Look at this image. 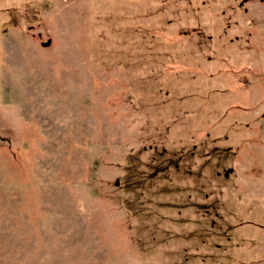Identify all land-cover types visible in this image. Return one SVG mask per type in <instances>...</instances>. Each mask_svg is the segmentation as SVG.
<instances>
[{
	"label": "rangeland",
	"instance_id": "374dc122",
	"mask_svg": "<svg viewBox=\"0 0 264 264\" xmlns=\"http://www.w3.org/2000/svg\"><path fill=\"white\" fill-rule=\"evenodd\" d=\"M0 264H264V0H0Z\"/></svg>",
	"mask_w": 264,
	"mask_h": 264
},
{
	"label": "trees",
	"instance_id": "16d2710c",
	"mask_svg": "<svg viewBox=\"0 0 264 264\" xmlns=\"http://www.w3.org/2000/svg\"><path fill=\"white\" fill-rule=\"evenodd\" d=\"M158 176L161 178H156V181H160L159 182V188H165V182H168V178L165 177L166 176V172L165 171H162L160 173H158ZM156 186V185H155ZM162 190V189H160ZM157 194H165V191H156ZM192 204H194V207H197V206H200L196 201L195 203H193L192 201H190ZM137 212L136 209L134 211H131L130 213L133 214Z\"/></svg>",
	"mask_w": 264,
	"mask_h": 264
}]
</instances>
